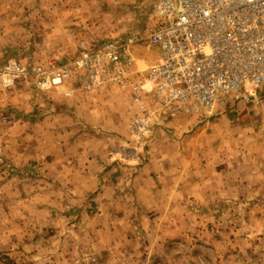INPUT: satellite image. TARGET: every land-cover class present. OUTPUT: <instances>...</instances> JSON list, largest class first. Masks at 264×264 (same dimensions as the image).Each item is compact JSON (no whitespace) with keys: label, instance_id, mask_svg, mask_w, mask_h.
Masks as SVG:
<instances>
[{"label":"crops","instance_id":"0c3cea01","mask_svg":"<svg viewBox=\"0 0 264 264\" xmlns=\"http://www.w3.org/2000/svg\"><path fill=\"white\" fill-rule=\"evenodd\" d=\"M138 3L0 0V62L73 56L81 45L119 39ZM132 54L145 70L157 52L144 45ZM80 87L0 91V249L20 234L60 230L78 232V243L86 234L100 249L152 250L242 209L248 229L264 228V107H217L206 117L151 97L133 103L127 87ZM146 113L152 130L140 162L127 126Z\"/></svg>","mask_w":264,"mask_h":264},{"label":"built area","instance_id":"2783aa9c","mask_svg":"<svg viewBox=\"0 0 264 264\" xmlns=\"http://www.w3.org/2000/svg\"><path fill=\"white\" fill-rule=\"evenodd\" d=\"M143 36H127L85 48L58 68H0V85L29 79L41 89L75 80L83 90L129 88L132 102L151 97L162 108L211 117L220 104L251 100L264 88V0H153ZM139 44L157 54L145 70L134 67ZM151 114L128 122L136 159L146 157Z\"/></svg>","mask_w":264,"mask_h":264},{"label":"rangeland","instance_id":"374dc122","mask_svg":"<svg viewBox=\"0 0 264 264\" xmlns=\"http://www.w3.org/2000/svg\"><path fill=\"white\" fill-rule=\"evenodd\" d=\"M152 2L153 0H139L140 11L138 6L135 16L132 14V19L124 24L125 31L121 33L119 39L143 36L146 27L143 11ZM105 42L107 41L81 45L73 56L52 53L44 60L34 55L8 57L1 60L0 68L12 61L20 63L25 68L34 66L58 68L77 57L85 48L100 46ZM143 46L144 44H139L137 47ZM70 82L72 85L79 84L75 80ZM16 88L45 91L55 87L41 89L34 86L29 79L19 80L10 87L0 85L1 92ZM252 96L257 102L251 100L233 102L232 99L229 104L223 107L220 104L218 107L228 112L239 110L240 104L246 109L264 107V88L257 90ZM137 160L144 162L146 157L142 156ZM248 221L249 218L244 216L242 209L241 214H226L221 216L220 221L208 227L201 225L194 231L185 230L178 234L176 239L167 240L152 250L146 249L145 246L141 248L109 246L100 249L90 244L86 234H83L80 243L74 241V236L78 234L76 231H41L34 239H27L24 233L26 237H21L20 234V238L12 243L5 244L4 241V246L0 249V264H264V228L250 230ZM34 234L36 233L33 232L32 235Z\"/></svg>","mask_w":264,"mask_h":264}]
</instances>
